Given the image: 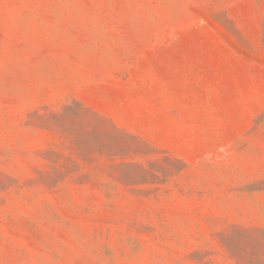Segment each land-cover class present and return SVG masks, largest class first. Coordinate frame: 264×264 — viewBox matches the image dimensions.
Instances as JSON below:
<instances>
[{"label":"rangeland","instance_id":"obj_1","mask_svg":"<svg viewBox=\"0 0 264 264\" xmlns=\"http://www.w3.org/2000/svg\"><path fill=\"white\" fill-rule=\"evenodd\" d=\"M0 264H264V0H0Z\"/></svg>","mask_w":264,"mask_h":264}]
</instances>
